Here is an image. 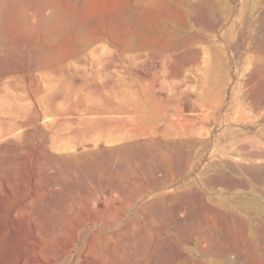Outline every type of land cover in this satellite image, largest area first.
Returning <instances> with one entry per match:
<instances>
[{
  "label": "rangeland",
  "instance_id": "374dc122",
  "mask_svg": "<svg viewBox=\"0 0 264 264\" xmlns=\"http://www.w3.org/2000/svg\"><path fill=\"white\" fill-rule=\"evenodd\" d=\"M205 2L0 0V264L83 219L123 264H264V0Z\"/></svg>",
  "mask_w": 264,
  "mask_h": 264
},
{
  "label": "bare ground",
  "instance_id": "6f19581e",
  "mask_svg": "<svg viewBox=\"0 0 264 264\" xmlns=\"http://www.w3.org/2000/svg\"><path fill=\"white\" fill-rule=\"evenodd\" d=\"M199 2H200V7L204 8L206 4L205 0H199ZM4 9L2 8L3 12H4ZM189 55L191 54L189 53ZM262 73H263V70H262ZM95 208H93V210H95V212L98 213L99 210L96 208L97 209L96 211ZM78 210H80V208ZM100 212H99V215L97 214L99 218L98 217L93 218V221L96 227L99 226L100 225L99 223L101 222ZM95 214L93 215L95 216ZM69 223L71 224V222ZM77 223H78L77 228L72 232H68L64 230L55 231L57 228H55V230H50V229L44 230L41 228L40 230L39 227L33 228L31 223H29L27 226L29 230L28 235L30 236L29 241L24 247L18 250L16 255L12 254L8 260L6 259L7 261L4 264H44V263L52 264V261H54L56 264H69L71 263L74 257L72 253L73 251L77 252L79 256V260L77 261L76 264H123L120 260L121 258L118 257L119 254H117L118 255L117 257L119 259L117 258L118 260H115L116 257L112 256L114 253L112 252V255H111L110 254L111 251L109 250L110 248L109 247L108 249L106 248L107 246H109L108 240L114 241V244L118 245L121 239L124 238L123 236H125V232L130 230L132 226L126 224L125 226L122 227L118 223H115L114 226H111L109 225L110 224L109 222H108V225H105L104 222H102L103 226L100 225L102 231L92 233L87 229L88 220L83 219L82 221L80 220ZM107 233H111V236L109 237ZM124 240L126 239L124 238ZM125 242H127V240ZM213 248L211 249L213 250ZM107 250L110 251V253L107 252ZM127 252H128V249H127Z\"/></svg>",
  "mask_w": 264,
  "mask_h": 264
}]
</instances>
